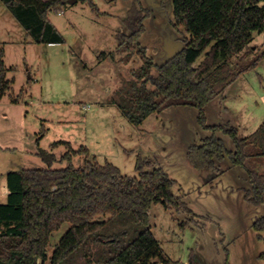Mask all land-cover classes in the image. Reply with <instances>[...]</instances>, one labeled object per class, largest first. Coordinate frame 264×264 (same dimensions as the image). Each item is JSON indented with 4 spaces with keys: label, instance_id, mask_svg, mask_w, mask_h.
<instances>
[{
    "label": "rangeland",
    "instance_id": "rangeland-1",
    "mask_svg": "<svg viewBox=\"0 0 264 264\" xmlns=\"http://www.w3.org/2000/svg\"><path fill=\"white\" fill-rule=\"evenodd\" d=\"M90 1L98 12L92 10ZM141 7L151 14L144 22L146 30L139 43L148 58L161 66L191 40L184 27L174 25L173 0L68 1L61 6L63 14L49 13L65 44L20 45L19 38H7L16 43L6 47V64L13 69L8 77L14 83L0 98V204L6 202L7 171L49 169L37 155L39 150L55 155L58 161L52 169L69 167L68 161H60L67 148L53 147L56 142H70L75 149L86 146L92 159L100 164L110 162L129 177H138L140 156L177 181L173 193L196 215L167 210L161 203L153 206L152 231L170 259L190 264L194 254L198 264H264L260 258L264 241L253 228L256 218L264 215V206L255 207L244 197L245 190L251 189L248 172L264 175V157L249 158L244 165H234L226 158L218 163L222 173L216 177L217 170L197 169L187 155L193 144L213 134L199 122L198 109L170 108L136 127L110 103L120 100L119 89L145 65L140 55L118 49L121 34L129 33L125 19ZM16 29L13 24L1 25V39ZM21 30L25 32L24 27ZM263 48L264 34H256L249 46L253 54L246 59L244 53L235 57L233 65L239 70ZM151 73L157 76L156 68ZM16 99L19 102H14ZM206 119L208 126L236 128L241 138L264 123V60L242 73L207 107ZM216 135L227 151H235L228 134L220 131ZM84 162L85 158L78 156L72 165L80 168ZM99 218L110 220L109 216ZM183 223L187 225L183 227ZM69 228L66 223L54 233L50 255ZM124 231L130 233L128 241L140 233L131 215L111 220L105 228L107 234ZM100 250L94 246L93 257ZM93 257H79L76 264L94 263Z\"/></svg>",
    "mask_w": 264,
    "mask_h": 264
},
{
    "label": "trees",
    "instance_id": "trees-1",
    "mask_svg": "<svg viewBox=\"0 0 264 264\" xmlns=\"http://www.w3.org/2000/svg\"><path fill=\"white\" fill-rule=\"evenodd\" d=\"M69 0H1L28 35L37 44H65V38L49 20L50 12H61ZM79 0H77L78 2ZM88 1V0H81ZM176 27H184L191 40L163 65H155L142 48L139 39L145 33V20L150 11L135 9L125 19L128 34H121L118 49L138 54L145 60L128 85L119 89L120 100H112L121 113L136 127L152 115L170 108L191 107L199 110V122L213 134L193 144L188 158L197 169L222 172L218 163L230 158L234 165H244L249 158L264 157V123L250 136L241 138L233 127L208 126L207 107L247 71L264 60V48L239 70L233 59L244 53L253 54L249 46L256 34H264V0H173ZM93 11L98 7L89 2ZM205 54L204 59H199ZM0 44V98L7 95L14 83L4 61ZM156 68L157 76L151 71ZM151 84V87H148ZM19 102V99L14 100ZM228 134L235 143L229 152L217 132ZM65 146L61 162L65 169H52L55 155L39 150L38 156L49 169H24L6 175L9 194L0 204V264H76L79 257H93V247L101 248L87 264H183L170 259L152 231V208L163 204L167 210L196 216L182 198L173 193L177 181L151 160L138 157V177L124 176L110 162L100 164L91 158L88 147L73 148L60 141L53 147ZM85 158L84 165H72L74 157ZM251 189L245 200L255 207L264 206V175L249 172ZM131 215L140 228L138 237L127 240V231L105 233L111 220ZM109 216L110 220L99 217ZM69 230L56 244L49 246L54 233L64 224ZM187 224L183 223V227ZM254 230L264 241V215L256 218ZM264 259V252L260 255ZM190 264H198L194 254Z\"/></svg>",
    "mask_w": 264,
    "mask_h": 264
},
{
    "label": "crops",
    "instance_id": "crops-1",
    "mask_svg": "<svg viewBox=\"0 0 264 264\" xmlns=\"http://www.w3.org/2000/svg\"><path fill=\"white\" fill-rule=\"evenodd\" d=\"M48 17H49V15H48ZM49 20H50V18H49ZM16 21V22H15ZM51 21V20H50ZM52 22V21H51ZM13 24V26L15 25L17 28H18V30L16 29V31L14 30V32H12L13 30H11V31H8V35H7V37H3L2 39H1V36H0V44H1V47H3L4 48V50H5V56H4V61H5V64H6V53H7V51H6V47L8 46V44H12V43H16V41H10L9 39H7V38H10L11 40H17V38H19L18 40L19 41H17V44H27V45H39L40 47H44L45 46V44H37L34 40H33V38L31 37V36H29L28 35V33H27V31L24 29V33H22L21 31V29H23V27H21L22 25L19 23V22H17V20H16V18L14 17V15L9 11V9L1 2V0H0V26L1 25H3V26H5V25H7V24ZM53 23V22H52ZM17 24L19 25V26H17ZM54 24V23H53ZM21 25V26H20ZM54 26L57 28V26L54 24ZM58 29V28H57ZM58 31H59V29H58ZM60 32V31H59ZM11 33H13V34H11ZM18 37H17V36ZM57 45H61V44H57ZM6 66H7V64H6ZM8 67V66H7ZM9 68V67H8ZM31 78V77H30ZM10 79V78H9ZM12 171H14V170H12ZM8 172H10V171H7V173ZM7 173H6V175H7ZM6 175H5V186H6ZM6 193L4 194L6 197H7V195L9 194V191H8V189L6 188Z\"/></svg>",
    "mask_w": 264,
    "mask_h": 264
},
{
    "label": "water",
    "instance_id": "water-1",
    "mask_svg": "<svg viewBox=\"0 0 264 264\" xmlns=\"http://www.w3.org/2000/svg\"><path fill=\"white\" fill-rule=\"evenodd\" d=\"M77 0H69V4H75Z\"/></svg>",
    "mask_w": 264,
    "mask_h": 264
},
{
    "label": "built area",
    "instance_id": "built-area-1",
    "mask_svg": "<svg viewBox=\"0 0 264 264\" xmlns=\"http://www.w3.org/2000/svg\"><path fill=\"white\" fill-rule=\"evenodd\" d=\"M59 14H63V11H61Z\"/></svg>",
    "mask_w": 264,
    "mask_h": 264
}]
</instances>
